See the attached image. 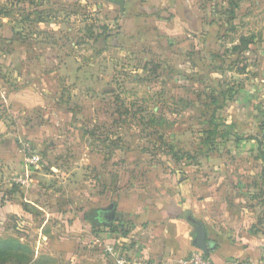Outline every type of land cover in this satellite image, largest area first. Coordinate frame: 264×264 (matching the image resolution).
Returning <instances> with one entry per match:
<instances>
[{
    "label": "rangeland",
    "instance_id": "374dc122",
    "mask_svg": "<svg viewBox=\"0 0 264 264\" xmlns=\"http://www.w3.org/2000/svg\"><path fill=\"white\" fill-rule=\"evenodd\" d=\"M189 3L199 19L209 24L208 36L221 52L218 57H211L205 44H186V30L181 39L165 42L163 31L173 30L175 22L156 17L153 26L143 23L136 38L118 39L123 10L105 0H0V103L30 91L46 98L52 114L65 113L69 122L64 132L69 139L62 145L52 144V150L65 146L69 154L60 169L81 167L84 173L79 179L88 195L101 190L102 184L96 181L101 169L113 175V194L123 191L124 196L146 195L152 200L156 198L154 185L164 175L173 183L217 180L214 170L219 157L214 151L225 145L223 138L206 136V130L213 127L207 120L217 113L214 106H208V99L217 86L234 82L232 77L244 62L258 63L255 72L260 73L264 0ZM137 10L147 14L146 8ZM154 14L164 18L167 13L158 10ZM242 38L251 43L234 52ZM259 79L258 74L253 82ZM215 123L217 128L222 126L216 129L221 133L231 127ZM15 154L0 165V181L5 185L11 169L12 176L17 175L22 166L21 148ZM58 155L56 163L62 156ZM15 158L18 168L12 166ZM55 164L47 160V165ZM55 168L52 171L58 175ZM5 192L0 185V199ZM6 216L1 244L9 247L8 241L13 240L29 250L6 251L0 254V264L38 261L41 251L35 247L43 245L16 235L11 228L14 219ZM54 263L49 257L38 262Z\"/></svg>",
    "mask_w": 264,
    "mask_h": 264
},
{
    "label": "crops",
    "instance_id": "0c3cea01",
    "mask_svg": "<svg viewBox=\"0 0 264 264\" xmlns=\"http://www.w3.org/2000/svg\"><path fill=\"white\" fill-rule=\"evenodd\" d=\"M139 1V6L126 2L122 9L124 21L117 31L118 39L136 38L141 34L139 28L143 23L150 22L153 26L156 17L175 22L173 30L163 31L167 36L165 42L181 39L186 30V44L193 46L200 42L207 45L211 57L220 55V49L213 47L208 36L209 24L199 19L189 0ZM139 7L146 8L147 14L136 12ZM158 10L165 11L166 16H154ZM251 63L244 62L234 73L231 85L217 86V92L212 93L218 108L215 116L207 120L208 125L215 122L231 125L229 130L218 131L215 136L223 138L225 145L223 150L214 151L219 157L214 170L217 180L173 183L164 175L154 185L155 200L146 195L143 198L124 196L123 191L113 194L110 190L113 175L103 169L97 176L99 180L96 178L102 184L101 190L88 195L80 183L84 173L81 167L60 169L66 165L61 161L69 154L65 146L52 150V144L62 145L69 136L64 132L69 122L65 113L52 114L46 98L30 91L3 99L0 165L17 156V148L24 142L34 150H45L44 157L54 164L56 154H62L55 165H46L30 175L28 186L13 183V169L7 185L0 181L6 190L1 201L12 198L31 211L33 226L25 238L43 245L35 247L41 251L39 257H49L54 264H117L115 255L118 254L127 262L181 264L198 249L196 230L201 226L208 246L207 257L212 264H264V59L259 62L262 63L260 73L255 72L258 63ZM258 74L259 83H254ZM208 106H214L210 100ZM14 162L13 168L17 167L18 158ZM20 167L19 173L23 174ZM53 167H57L58 175L53 173ZM71 175L75 177L72 182L68 181ZM109 212L111 216L107 217ZM7 216L14 219L12 214ZM106 246H113L116 253H106ZM30 264L38 262L33 260Z\"/></svg>",
    "mask_w": 264,
    "mask_h": 264
},
{
    "label": "trees",
    "instance_id": "16d2710c",
    "mask_svg": "<svg viewBox=\"0 0 264 264\" xmlns=\"http://www.w3.org/2000/svg\"><path fill=\"white\" fill-rule=\"evenodd\" d=\"M128 3H133L135 5H140L141 2L139 0H127ZM232 6H235V4H233L231 2ZM233 11H231L232 14ZM250 44V40H246L245 38L240 39V43L239 45L233 47V51L234 52H240L242 50V48L247 45ZM226 53V52H225ZM213 56V55H212ZM217 57L216 56H213ZM228 92V91H227ZM209 100L210 103L212 105H214V110L213 112L216 111V109L218 108V104H217V99L216 97L211 94V96H209ZM220 106V105H219ZM212 124L213 128L211 130H209L208 132H205L209 137L211 136L213 138H215V136L218 134L217 129V125H215L214 123H210V125ZM208 139V138H207ZM206 139V141H207ZM210 141V140H208ZM41 157L43 159V164L42 167H46L47 165V160L44 157V154H41ZM175 177H178L177 175H174ZM262 176H264V171ZM2 203H0V231H4V216H6L7 214H12L14 216V226L11 227L12 230L16 233V235L22 236V237H26L30 234L31 231V226L33 224V216L32 213L29 209L26 208V206L23 203H20L18 201L13 200L12 198H4V200L1 201ZM2 241H0V254L4 255V252H10V251H26L29 250L28 247H23L21 244H19L16 241H8L9 242V247H4L5 245L1 244ZM7 242V241H4ZM27 248V249H26ZM206 258L207 255H205ZM43 258H48L45 257L44 255L38 258L39 262L41 259Z\"/></svg>",
    "mask_w": 264,
    "mask_h": 264
},
{
    "label": "built area",
    "instance_id": "2783aa9c",
    "mask_svg": "<svg viewBox=\"0 0 264 264\" xmlns=\"http://www.w3.org/2000/svg\"><path fill=\"white\" fill-rule=\"evenodd\" d=\"M22 152V170L23 174H18L12 177V181L16 185L28 186L30 183V175L35 171L41 169L43 164V159L41 155L36 152L28 142H24L21 145ZM108 254H115V248L113 246H106L105 250ZM115 261L117 264H145L138 262L136 260L132 262H127L123 256L116 254ZM181 264H212L211 261L205 257L203 252L199 249L193 250L189 257L183 261Z\"/></svg>",
    "mask_w": 264,
    "mask_h": 264
},
{
    "label": "water",
    "instance_id": "95a60500",
    "mask_svg": "<svg viewBox=\"0 0 264 264\" xmlns=\"http://www.w3.org/2000/svg\"><path fill=\"white\" fill-rule=\"evenodd\" d=\"M106 1L118 5L120 9H123L127 2V0H106ZM196 247L199 250H201L204 255H208V246L206 243L205 233L202 230L201 226H198L196 230Z\"/></svg>",
    "mask_w": 264,
    "mask_h": 264
},
{
    "label": "flooded vegetation",
    "instance_id": "af4514ba",
    "mask_svg": "<svg viewBox=\"0 0 264 264\" xmlns=\"http://www.w3.org/2000/svg\"><path fill=\"white\" fill-rule=\"evenodd\" d=\"M107 217H110L111 216V213H107V215H106Z\"/></svg>",
    "mask_w": 264,
    "mask_h": 264
}]
</instances>
